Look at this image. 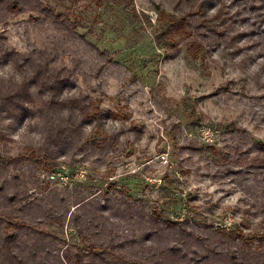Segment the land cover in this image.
Returning a JSON list of instances; mask_svg holds the SVG:
<instances>
[{
  "label": "rangeland",
  "instance_id": "374dc122",
  "mask_svg": "<svg viewBox=\"0 0 264 264\" xmlns=\"http://www.w3.org/2000/svg\"><path fill=\"white\" fill-rule=\"evenodd\" d=\"M2 47L62 69L108 144L52 170L31 156L41 103L0 117V264H172L180 243L217 264L264 246V0H0ZM23 68L1 61L0 86Z\"/></svg>",
  "mask_w": 264,
  "mask_h": 264
},
{
  "label": "trees",
  "instance_id": "16d2710c",
  "mask_svg": "<svg viewBox=\"0 0 264 264\" xmlns=\"http://www.w3.org/2000/svg\"><path fill=\"white\" fill-rule=\"evenodd\" d=\"M10 57L24 68L21 71V77L11 80L5 87L0 86V117L2 119L28 118L35 117L39 112L34 128L40 140L35 141L31 151V156L37 162L53 170L58 166L56 160L61 155L75 156L78 151H83L87 147L104 148L108 144L106 126L102 123L105 115L101 112L99 105L89 101L90 98L81 99L77 95L66 93L70 77L62 69L23 59L14 51L2 47L0 62L7 61ZM38 103L42 106L37 112ZM87 127L92 128L93 136L85 140ZM257 149L262 155L256 159L254 167L259 169L264 167V143L257 144ZM85 201H80L77 209L81 208ZM262 211L264 213V206ZM155 213L157 210H154L153 214ZM71 217L75 220L78 218L76 213H71ZM186 221L183 220L181 223L186 224ZM168 225L171 224L168 223ZM216 234L222 238H229L231 242H234L233 244H236L239 239L246 240L245 245H250L243 233L236 234L223 229L217 230ZM205 251L204 256L198 257L200 253L198 250L188 249L186 244L180 243L167 247L165 253L172 260V264H203L208 262L207 258L212 254L209 249ZM213 254L225 257L224 262H217V264H264L263 245L255 251L240 247L236 251L230 248ZM64 263L78 264L68 255Z\"/></svg>",
  "mask_w": 264,
  "mask_h": 264
},
{
  "label": "built area",
  "instance_id": "2783aa9c",
  "mask_svg": "<svg viewBox=\"0 0 264 264\" xmlns=\"http://www.w3.org/2000/svg\"><path fill=\"white\" fill-rule=\"evenodd\" d=\"M162 159H164V160H166V157L163 155L162 156ZM83 175H84V172H80V174H78L77 176H81V177H83ZM48 179L50 180H57V176H56V174L55 173H53V174H51L50 176H48Z\"/></svg>",
  "mask_w": 264,
  "mask_h": 264
}]
</instances>
